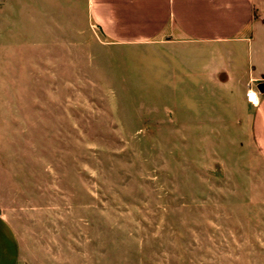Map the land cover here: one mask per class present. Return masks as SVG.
<instances>
[{
  "label": "rangeland",
  "instance_id": "374dc122",
  "mask_svg": "<svg viewBox=\"0 0 264 264\" xmlns=\"http://www.w3.org/2000/svg\"><path fill=\"white\" fill-rule=\"evenodd\" d=\"M250 13L256 66L264 0ZM162 43H107L83 0H0V214L20 264H264V161L238 94L205 86L247 46Z\"/></svg>",
  "mask_w": 264,
  "mask_h": 264
},
{
  "label": "crops",
  "instance_id": "0c3cea01",
  "mask_svg": "<svg viewBox=\"0 0 264 264\" xmlns=\"http://www.w3.org/2000/svg\"><path fill=\"white\" fill-rule=\"evenodd\" d=\"M83 3L88 25L111 45L142 47L161 36L162 44L173 50L182 49L181 55L186 51L189 56L193 49L207 47L225 51L230 57L237 52L236 44H246V61L235 58L228 60L223 70L204 71L205 86L210 88L207 96H216L218 92L217 96L238 94L249 116L251 142L264 161V92L258 93L257 107L243 100L247 89L264 84L263 61L253 66L249 59L253 35L249 38L246 31L251 0H83ZM194 68L193 63L186 65L189 77L195 76ZM195 87L194 83L189 86L194 91ZM21 257L14 228L0 214V264H20Z\"/></svg>",
  "mask_w": 264,
  "mask_h": 264
},
{
  "label": "built area",
  "instance_id": "2783aa9c",
  "mask_svg": "<svg viewBox=\"0 0 264 264\" xmlns=\"http://www.w3.org/2000/svg\"><path fill=\"white\" fill-rule=\"evenodd\" d=\"M243 100L251 107H257L259 104L257 90L251 88L247 89L243 94Z\"/></svg>",
  "mask_w": 264,
  "mask_h": 264
},
{
  "label": "water",
  "instance_id": "95a60500",
  "mask_svg": "<svg viewBox=\"0 0 264 264\" xmlns=\"http://www.w3.org/2000/svg\"><path fill=\"white\" fill-rule=\"evenodd\" d=\"M256 86V90L258 93H263L264 92V84H257Z\"/></svg>",
  "mask_w": 264,
  "mask_h": 264
}]
</instances>
